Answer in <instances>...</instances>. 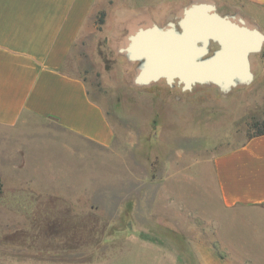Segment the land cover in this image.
Wrapping results in <instances>:
<instances>
[{"label":"rangeland","instance_id":"1","mask_svg":"<svg viewBox=\"0 0 264 264\" xmlns=\"http://www.w3.org/2000/svg\"><path fill=\"white\" fill-rule=\"evenodd\" d=\"M155 3L99 6L73 48L72 69L114 126L111 146L50 121L11 131L10 145L22 148L29 168L0 159V264H264V230L255 226L264 211L225 207L212 167L264 118V44L251 55L253 80L228 91L177 79L139 83L142 61L120 45L135 22L117 12ZM31 176L40 188L33 178L29 189L6 191Z\"/></svg>","mask_w":264,"mask_h":264},{"label":"crops","instance_id":"2","mask_svg":"<svg viewBox=\"0 0 264 264\" xmlns=\"http://www.w3.org/2000/svg\"><path fill=\"white\" fill-rule=\"evenodd\" d=\"M155 1L157 3L152 5V9L128 6L129 9L118 10L119 21L135 22L134 30L127 37H121L125 40L120 44L121 48L128 55L130 36L137 30L154 26L168 28L170 24L178 26L184 9L200 2L214 4L221 15L243 21L264 34L259 15L264 13V0ZM109 2L0 0V159L4 157L11 167L19 170L29 168V159L22 148L10 145L11 131L28 120L50 121L49 124L81 140L101 146L109 147L114 143L115 129L111 120L91 97L85 78L72 69L76 60H70L73 48L99 6ZM251 55L253 73L258 59L253 60ZM161 78L169 83L166 78ZM19 162L22 165L19 166ZM212 167L225 207L264 211V134L250 137L242 144L217 154ZM33 178L34 187L40 188L35 183L39 179L31 176L27 177V183L13 184V181L6 191L29 189ZM4 190L1 178L0 192ZM258 225L264 230V221L262 224L256 222L255 226ZM255 226L248 225V231Z\"/></svg>","mask_w":264,"mask_h":264},{"label":"water","instance_id":"3","mask_svg":"<svg viewBox=\"0 0 264 264\" xmlns=\"http://www.w3.org/2000/svg\"><path fill=\"white\" fill-rule=\"evenodd\" d=\"M130 40L129 57L142 61L139 83L164 77L186 88L214 83L228 91L252 81L250 55L262 49L264 34L200 2L184 9L178 26L140 28ZM214 45L218 48L211 54Z\"/></svg>","mask_w":264,"mask_h":264},{"label":"trees","instance_id":"4","mask_svg":"<svg viewBox=\"0 0 264 264\" xmlns=\"http://www.w3.org/2000/svg\"><path fill=\"white\" fill-rule=\"evenodd\" d=\"M105 15H106L105 12L100 13V15H99L100 23L105 22ZM251 128L253 129V133L250 135V137L263 135L264 134V118L263 119H254L252 121ZM0 183H1V178H0Z\"/></svg>","mask_w":264,"mask_h":264},{"label":"bare ground","instance_id":"5","mask_svg":"<svg viewBox=\"0 0 264 264\" xmlns=\"http://www.w3.org/2000/svg\"><path fill=\"white\" fill-rule=\"evenodd\" d=\"M141 45H142V43L141 42H139Z\"/></svg>","mask_w":264,"mask_h":264}]
</instances>
